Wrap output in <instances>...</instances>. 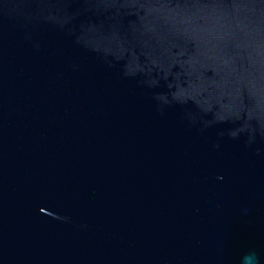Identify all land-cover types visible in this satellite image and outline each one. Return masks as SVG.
<instances>
[{"label": "water", "instance_id": "water-1", "mask_svg": "<svg viewBox=\"0 0 264 264\" xmlns=\"http://www.w3.org/2000/svg\"><path fill=\"white\" fill-rule=\"evenodd\" d=\"M0 264H264V0H0Z\"/></svg>", "mask_w": 264, "mask_h": 264}]
</instances>
